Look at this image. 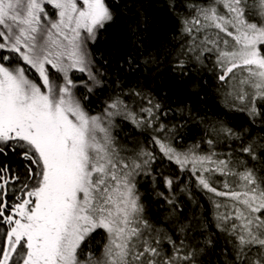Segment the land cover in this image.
<instances>
[{
    "label": "snow or ice",
    "instance_id": "obj_1",
    "mask_svg": "<svg viewBox=\"0 0 264 264\" xmlns=\"http://www.w3.org/2000/svg\"><path fill=\"white\" fill-rule=\"evenodd\" d=\"M165 6L172 35L141 67L92 51L126 17L143 44L135 0H0V264H202L209 247L264 264V0ZM134 64L144 85L120 78ZM209 73L221 114L150 87L199 95Z\"/></svg>",
    "mask_w": 264,
    "mask_h": 264
},
{
    "label": "trees",
    "instance_id": "obj_2",
    "mask_svg": "<svg viewBox=\"0 0 264 264\" xmlns=\"http://www.w3.org/2000/svg\"><path fill=\"white\" fill-rule=\"evenodd\" d=\"M135 2L138 5H143L142 11L147 21L144 25L145 38L143 39V44L135 43L132 33L128 31V24L134 21L130 17H126L125 19H121L107 33L102 34L95 45L92 46V51L95 53L97 59H100V57L107 59L109 58V53L124 55L123 49H127V54L135 57L136 64L142 67L143 59L149 54L154 55L166 42V39L172 35L175 25L166 9L165 0H135ZM133 11L135 12L136 9H133ZM136 64L132 68L124 65L125 71L120 73V78L133 86L138 82L144 85L146 81L143 77L148 74L147 72L141 73L137 71ZM114 78L115 76L111 77V79ZM205 79L208 83L205 85L204 90L200 91L199 95L191 92V85L189 83H181L179 80L157 81L151 83L150 87L155 88L159 84L163 91L173 96V106H175V102H178L176 101V97H179L181 101L191 104L197 110L207 112L210 115L221 114L226 110L222 94L217 91L216 81L211 76V73L207 74ZM149 80H151V77H149ZM107 95L108 93L104 92L93 97L94 107L97 110L102 107L103 99ZM228 115L229 118L236 117V124L243 123L244 118L240 114L228 113ZM147 207L150 210V214H158L161 220L167 215L165 209L168 206L162 202L158 203L153 193H150V203H147ZM218 255V250L216 253H213L212 248L209 247L203 255L202 264H217Z\"/></svg>",
    "mask_w": 264,
    "mask_h": 264
}]
</instances>
